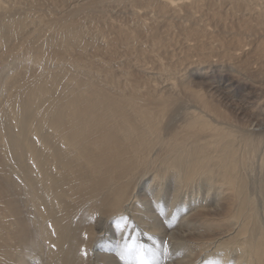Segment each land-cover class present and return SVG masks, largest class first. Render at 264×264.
<instances>
[{
  "label": "bare ground",
  "instance_id": "6f19581e",
  "mask_svg": "<svg viewBox=\"0 0 264 264\" xmlns=\"http://www.w3.org/2000/svg\"><path fill=\"white\" fill-rule=\"evenodd\" d=\"M141 253L264 264V0H0V264Z\"/></svg>",
  "mask_w": 264,
  "mask_h": 264
},
{
  "label": "snow or ice",
  "instance_id": "6c2138e0",
  "mask_svg": "<svg viewBox=\"0 0 264 264\" xmlns=\"http://www.w3.org/2000/svg\"><path fill=\"white\" fill-rule=\"evenodd\" d=\"M139 258H140V264H148V262L144 260L142 253L140 254V257Z\"/></svg>",
  "mask_w": 264,
  "mask_h": 264
},
{
  "label": "rangeland",
  "instance_id": "374dc122",
  "mask_svg": "<svg viewBox=\"0 0 264 264\" xmlns=\"http://www.w3.org/2000/svg\"><path fill=\"white\" fill-rule=\"evenodd\" d=\"M244 84H248L246 81H239V85H244Z\"/></svg>",
  "mask_w": 264,
  "mask_h": 264
}]
</instances>
